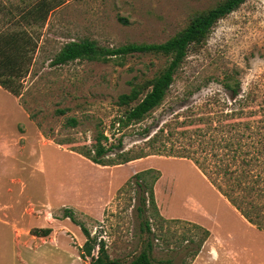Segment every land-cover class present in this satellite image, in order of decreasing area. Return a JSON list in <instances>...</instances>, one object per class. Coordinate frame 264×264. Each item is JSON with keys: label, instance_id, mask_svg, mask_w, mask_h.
<instances>
[{"label": "rangeland", "instance_id": "rangeland-1", "mask_svg": "<svg viewBox=\"0 0 264 264\" xmlns=\"http://www.w3.org/2000/svg\"><path fill=\"white\" fill-rule=\"evenodd\" d=\"M36 1L0 0V29ZM61 1L44 25L28 27L39 41L18 98L27 119L15 110L14 98L0 90V145L16 132L23 136L21 150L6 152L0 146V264H88L82 256L83 229L102 238L115 259L131 261L150 242L151 264H192L199 254L209 263L219 260V253L209 247L200 253L207 226L233 234L237 245H247L264 260V231L245 229L234 207L191 159L150 154L103 166L75 150L93 148L103 132L107 140L102 143L116 147L107 154L110 161L119 163L121 153H150L139 132L151 127L154 133L167 122L183 131L187 126L180 121L190 117V110L207 113L217 95L226 98L221 83L227 76L240 79L242 90L256 91L258 103H264V0H247L219 20L202 45H192L164 103L125 129L113 125L121 113L119 95L129 92L133 78L156 76L166 57L133 54L108 63L77 60L62 66H53L52 59L73 40L90 39L102 47L166 42L193 13L222 0ZM68 118L78 125L67 126ZM171 139L172 151L185 142L177 134ZM149 169L160 174L156 207L143 206L147 195L134 179ZM151 175L146 174L147 182ZM140 206L147 209L140 213ZM45 228L52 229L48 237L32 234ZM219 240L225 263L237 260L233 245Z\"/></svg>", "mask_w": 264, "mask_h": 264}, {"label": "trees", "instance_id": "trees-1", "mask_svg": "<svg viewBox=\"0 0 264 264\" xmlns=\"http://www.w3.org/2000/svg\"><path fill=\"white\" fill-rule=\"evenodd\" d=\"M246 1L222 0L208 10L193 13L188 25L163 43H129L119 47H102L90 39L73 40L64 44L51 64L62 66L77 60L108 63L133 54L166 57L167 65L156 76L144 80L133 78L129 82V92L119 95L117 106L121 113L113 121V125L117 124L119 129H125L145 121L164 103L176 73L187 58L189 48L192 45H202L215 24ZM61 5V0H38L20 9V13L12 16L8 20L9 24L0 29V86L13 96H22V79L29 73L38 46L39 37L29 28L44 25L50 13ZM221 85L227 93L226 98L217 95V102L210 105V108L206 107L209 110L207 113L190 110V117L180 121L181 126H187L183 131L177 132L176 125L173 126L170 122L162 127L157 125L154 133L151 127L141 130L139 135L144 137L145 145L153 153L140 151L136 156L121 153L119 163L110 161L106 158L107 154L116 147H106L102 143V140H107L103 132L95 137L93 148L75 150L103 166L127 163L150 154H169L191 159L241 216L264 231V103H258L256 91H243L240 79L227 76ZM57 113L65 114L66 109H58ZM77 125L76 118H68L67 126ZM192 126L194 129L190 130ZM176 134L181 135L185 142L179 140L180 147L172 151L167 146V141L172 140ZM146 174H153L150 182H147ZM159 177V171L154 169L134 176L138 186L147 195L142 199L143 206L146 207L149 203L156 207L154 185ZM146 209L140 206L138 210L142 213ZM145 227L150 232L148 222ZM83 230L86 241L82 247V256L90 259L88 264L152 263L153 247L150 242H147L138 256L125 261L112 258L102 238L92 236L87 229ZM51 232L50 228L34 229L32 234L48 237ZM203 234L200 247L210 232L206 230Z\"/></svg>", "mask_w": 264, "mask_h": 264}, {"label": "crops", "instance_id": "crops-1", "mask_svg": "<svg viewBox=\"0 0 264 264\" xmlns=\"http://www.w3.org/2000/svg\"><path fill=\"white\" fill-rule=\"evenodd\" d=\"M0 90H3L4 92H6L8 98H14L13 103H14L15 110L18 113L23 114L25 119H27V112L23 109L21 103L18 101V98L13 96L12 94L7 92L6 90H4L1 86H0ZM22 138H23L22 134L19 133L17 135V132H16L13 135V137L9 138L8 141L3 142L2 146L1 145L0 146L3 147L6 152L9 151L10 149H13V148H17V149L21 150L19 142ZM228 204H229V202H228ZM237 213L239 214V212H237ZM239 215H240L242 222L246 226L245 229L255 230V231L261 232L255 226L250 224L243 216H241V214H239ZM207 220H209V219H207ZM204 225L207 226L206 224H204ZM207 230L210 232V235L207 238V240L202 244V246H201L202 249H201L200 253H205V250L209 247V248H211V251H210L211 253H213V252H217V254L219 253V255H217V256H219V260L213 259L211 262L207 263L206 261L199 259L201 254H199V255L197 254L198 256H197L196 260L194 262H192V264H249V263H246V262H248V260H251L253 262V264H264L263 258L260 255H258L257 253L253 252L247 245H245V244L237 245L235 240H234L233 234L228 233L227 236H224L222 233H220L218 231H212L209 228V226H207ZM219 239H225L224 242L228 243L229 246L233 245L235 253L237 252V260H234V261L228 260L227 261L228 263H225V259L222 255V253L220 254V252L222 250H221L220 246L215 243L216 240L218 242H220ZM212 243H215V244L212 245ZM213 257H214V255H213Z\"/></svg>", "mask_w": 264, "mask_h": 264}]
</instances>
